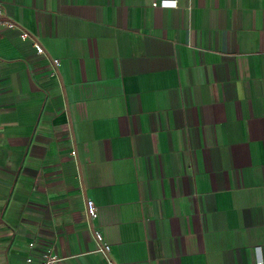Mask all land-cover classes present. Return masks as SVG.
I'll list each match as a JSON object with an SVG mask.
<instances>
[{
    "label": "crops",
    "instance_id": "obj_1",
    "mask_svg": "<svg viewBox=\"0 0 264 264\" xmlns=\"http://www.w3.org/2000/svg\"><path fill=\"white\" fill-rule=\"evenodd\" d=\"M161 1L0 0V264H264V0Z\"/></svg>",
    "mask_w": 264,
    "mask_h": 264
},
{
    "label": "built area",
    "instance_id": "obj_2",
    "mask_svg": "<svg viewBox=\"0 0 264 264\" xmlns=\"http://www.w3.org/2000/svg\"><path fill=\"white\" fill-rule=\"evenodd\" d=\"M176 4H177V0H163L159 3L160 6H164V7H167V6L175 7ZM156 5L158 4L153 3V6H156ZM0 25H4L8 28L19 29L20 38L22 40H27V39L31 40L38 54L45 53L40 43H38L37 40L34 39L27 31L20 29L18 25L14 23L13 21H10L4 18V11L1 6H0ZM52 63L56 66L58 65V60H52ZM85 212H86L87 222L89 226L91 227V221L97 217V208H96L95 203L90 199H86ZM91 230H92V233L97 243V250L107 258L108 264H114L109 258L110 246L103 242V238L100 233H98L97 231H94L93 229ZM29 246L33 248L35 244L30 243ZM27 262L31 263L32 259L28 258ZM60 262H61V258L54 252L52 248H46L40 255V264H60Z\"/></svg>",
    "mask_w": 264,
    "mask_h": 264
}]
</instances>
